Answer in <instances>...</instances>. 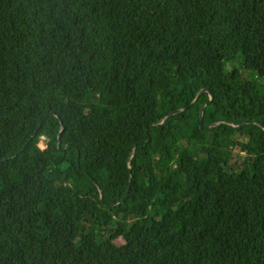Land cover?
<instances>
[{
    "label": "trees",
    "instance_id": "obj_1",
    "mask_svg": "<svg viewBox=\"0 0 264 264\" xmlns=\"http://www.w3.org/2000/svg\"><path fill=\"white\" fill-rule=\"evenodd\" d=\"M263 127L264 0H0V264H264Z\"/></svg>",
    "mask_w": 264,
    "mask_h": 264
},
{
    "label": "water",
    "instance_id": "obj_2",
    "mask_svg": "<svg viewBox=\"0 0 264 264\" xmlns=\"http://www.w3.org/2000/svg\"><path fill=\"white\" fill-rule=\"evenodd\" d=\"M205 92H209V91H208L207 89L202 90V91L199 93L198 97L201 96L202 94H204ZM206 106H207V104H205V105L202 107V109H201V117H203V112H204V109L206 108ZM263 129H264V127H263Z\"/></svg>",
    "mask_w": 264,
    "mask_h": 264
},
{
    "label": "rangeland",
    "instance_id": "obj_3",
    "mask_svg": "<svg viewBox=\"0 0 264 264\" xmlns=\"http://www.w3.org/2000/svg\"><path fill=\"white\" fill-rule=\"evenodd\" d=\"M40 147L44 148V147H45L44 143H41V144H40ZM120 241H122V240H121V239L118 240L119 243H120Z\"/></svg>",
    "mask_w": 264,
    "mask_h": 264
}]
</instances>
